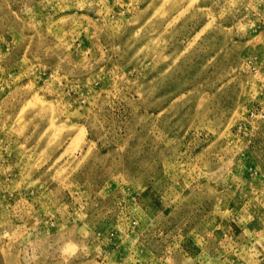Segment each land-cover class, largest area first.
<instances>
[{"label": "rangeland", "instance_id": "rangeland-1", "mask_svg": "<svg viewBox=\"0 0 264 264\" xmlns=\"http://www.w3.org/2000/svg\"><path fill=\"white\" fill-rule=\"evenodd\" d=\"M0 264H264V0H0Z\"/></svg>", "mask_w": 264, "mask_h": 264}]
</instances>
